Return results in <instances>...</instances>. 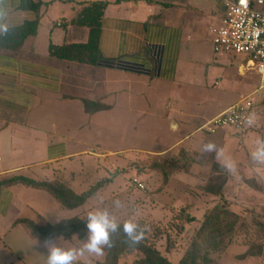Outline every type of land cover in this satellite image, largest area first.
Listing matches in <instances>:
<instances>
[{
    "label": "crops",
    "instance_id": "0c3cea01",
    "mask_svg": "<svg viewBox=\"0 0 264 264\" xmlns=\"http://www.w3.org/2000/svg\"><path fill=\"white\" fill-rule=\"evenodd\" d=\"M29 1L40 3L38 12L22 8V0H0V33L4 28L21 26L39 17L36 34L28 36L18 49H0V101H18L25 106L24 119L18 120L16 117L6 116L4 112L10 114V109L0 103V152L5 157L4 162V158L0 156V264H46L50 249L41 247L43 240L30 233L25 221L34 222L38 226L60 222V217L52 222L40 219L38 211L24 200L26 190L31 187L12 182V179L24 177L36 180L34 172L37 170L39 181L48 179L41 178L44 173L46 177L52 176L53 181L62 182L60 175L63 172H49L42 166L59 165L79 154L76 151L70 153L63 138L57 142L40 140L41 148L33 150L32 134L35 131H49L48 128H40L35 122H41L46 116L44 125L50 123L54 126L56 120L49 117L54 114L60 116L61 120L74 121L78 124L76 129L82 130L81 124L86 121L87 126H90L96 120L111 116L116 105H138L136 100H142L146 90H152L153 96L167 89L172 94L179 92L174 98H168L164 105L166 112L175 114L178 107L189 105L192 98L200 101L206 99L205 90L207 83L211 81L210 77L225 79L231 85L230 90H242L246 95L259 87V77L252 75L253 70L245 67V58L236 71L240 80L236 79L234 72L210 68L208 65L201 67V62L193 58L197 55L195 34L198 32L193 34L197 26V15L189 10L191 7L186 6V0H124L125 3L121 2L123 0ZM96 1L107 3L98 42L101 57L99 64L91 66L50 57V44L61 46L87 41L88 29L75 26L70 21L84 5ZM210 20L217 21L214 17ZM58 21H61L59 26ZM232 55L233 58L218 59L216 63L231 64L241 57ZM225 80L222 82L225 83ZM214 85L219 87L221 83L217 80ZM188 87L194 88L200 96L182 94V90ZM84 101L95 102L99 106L87 111ZM231 105L207 120L202 128ZM178 113L182 115L184 111L181 109ZM180 122H174L172 129H179ZM70 129L67 126L63 131ZM234 133L241 141L240 151H244L249 159L257 142L264 140L263 117L255 115L243 135L236 131ZM203 144L200 142L197 148L191 145L178 150L200 151ZM167 153L163 151L153 154L163 156ZM37 155L38 160L33 161L31 158ZM108 155L102 153L97 158ZM244 160L248 162V168L246 163H241L239 168L248 169L245 182L257 187L242 185L241 190L264 201V165L253 166L250 159ZM71 173L73 175L74 170ZM86 177L91 179L87 175L80 178L77 188L82 187ZM169 180H175V177ZM74 184L77 185L75 182ZM18 188H24L25 191L20 195ZM68 188L76 193L71 186ZM76 216H81L80 211L73 213L68 219ZM74 238L76 237L66 240L58 237L52 240L57 247L68 250L76 247ZM258 256L263 264L264 245Z\"/></svg>",
    "mask_w": 264,
    "mask_h": 264
},
{
    "label": "rangeland",
    "instance_id": "374dc122",
    "mask_svg": "<svg viewBox=\"0 0 264 264\" xmlns=\"http://www.w3.org/2000/svg\"><path fill=\"white\" fill-rule=\"evenodd\" d=\"M121 2L125 3L124 0ZM186 3L188 4L186 6L191 7L189 10L197 15V26L193 30L195 31L193 34L198 32L195 34L197 55L193 58L201 62L199 64L201 67L205 68L208 65L210 68L216 67L234 72L236 79L240 80L236 72L237 67L244 61L243 58L245 60L247 58L238 56L239 59L232 61L231 64L223 62V65H220L216 63L218 59L233 58V55L216 54L212 49L208 29L219 22L223 16V10L218 2L216 0H186ZM211 17L217 21H211ZM220 56L223 57L220 58ZM251 73L257 76L255 71ZM213 78L210 77L211 81L207 83L204 101L192 98L189 105L178 107L175 114L168 113L164 109L168 98H174L179 93L176 91L172 94L170 89L162 90L155 96L152 90H146L142 100L135 99L138 105L135 103L127 104V106L116 105L111 116L96 120L90 126H87L86 121L81 124L82 130L76 129L78 124L74 121L61 120L60 116L50 115V112L49 117L56 120V123L54 126L50 123L44 125L46 116L41 122H35L40 128H48L49 131H35L32 134L33 150L41 148L40 140L49 139L57 142L63 138L68 145V151L70 153L76 151L79 154L62 161L59 165L42 166L49 172H63L60 175L62 182L53 181L52 176L46 177L44 173L42 174L44 177L40 174L39 176L44 180L48 178L46 180L48 182L71 186L77 194L83 193L99 181L109 180V183L78 209L64 208L50 193L42 189H27L24 200L38 211L40 219L49 222L57 220L56 217H60V221L68 219L73 213L79 211L80 218H85L98 209H106L110 216L115 218L117 224H124L127 221L137 223L140 229L146 231L150 241L173 263H176L189 247L204 214L226 200L228 208L239 215L240 221L236 225L230 242L224 249L220 248V251L213 252L212 257H216L218 264H261L258 255L237 258L249 247L255 249L258 245L264 244V201H259L241 190L242 185L257 187L245 182L247 181L245 176H248L246 168L249 164L247 165L248 162L244 159H249L244 151H240L241 141L235 136L233 128H217L210 133L208 131L211 130V126L202 128L207 120L232 103L246 97L247 93L242 90H230L231 85L225 79L223 83L222 79ZM217 80L221 83L219 87L214 85ZM181 93L199 95L191 87L184 88ZM0 103L10 109V111L7 110L10 114L4 112L6 116L16 117L18 120L24 119L23 107L25 106L22 102L2 100ZM181 109L184 111L182 115L178 113ZM257 115H261L264 119L263 102ZM176 121H181V124L179 129L173 130L172 124ZM67 126H70V131H63ZM178 141L182 142L179 144ZM200 142L215 143L218 149L223 150V157H217L215 153L202 155L201 150H178L191 145L197 148ZM163 151L168 153L163 156L153 154ZM117 152L122 153L117 154ZM102 153L109 155L97 158ZM0 156L5 162L3 152H0ZM227 157L235 162L239 178L222 167L221 161ZM31 159L38 160V155ZM241 163L243 165L246 163V168L242 167L245 170L239 168ZM72 170H74L73 175ZM86 175L91 179L86 177L82 187L77 188L80 178ZM164 175L169 176L168 180L174 176L175 180L164 182ZM34 176L39 181L37 170ZM55 177L56 174H54ZM133 179H137L144 188L135 187L132 183ZM207 188L213 190L221 188L222 191L218 195H210L205 191ZM23 191H25L24 188H18L20 195ZM117 200L120 201L118 207L114 206ZM186 215L193 217L194 221L184 223L183 230L179 231L182 222L174 219L178 216L184 218ZM87 238L88 236L81 240L74 238L75 248L83 247ZM167 243L171 247L169 252L165 251ZM104 255L85 253L76 261L94 264L103 261ZM140 257L138 253L124 254L119 258L118 264H135ZM262 261L264 264V259Z\"/></svg>",
    "mask_w": 264,
    "mask_h": 264
},
{
    "label": "trees",
    "instance_id": "16d2710c",
    "mask_svg": "<svg viewBox=\"0 0 264 264\" xmlns=\"http://www.w3.org/2000/svg\"><path fill=\"white\" fill-rule=\"evenodd\" d=\"M40 3L34 4L29 0H22V8L38 12ZM106 2L96 1L84 5L70 21L71 24L88 29V39L85 43H73L61 46L49 45L48 53L52 58L59 60L97 66L101 60L98 48L100 29ZM39 17L34 21L26 22L21 26L7 29V33H0V49H18L28 36L36 34ZM87 111L97 108L99 105L95 102L84 101ZM169 177V176H168ZM168 177L164 175V182H168ZM12 182H20L26 186L35 189H42L50 193L64 208L75 209L84 205L89 199L109 183V180L97 182L81 194H75L65 185L58 182L36 181L24 177L12 179ZM223 184V183H222ZM222 188V185H221ZM213 190L207 188L205 191L210 195H218L222 189ZM175 221L181 220L179 231L183 230L184 223L193 222L194 218L185 216L176 217ZM240 217L228 208L226 200L222 204L215 205L211 210L204 214L202 222L199 224L189 247L184 251L176 263H173L164 255L154 243L148 238L146 231H143V239L139 244L130 245L126 242V237L122 231L123 224H118L120 230L112 234L113 246L104 248V260L94 264H118L119 258L124 254L138 253L140 258L135 264H218L216 257L212 253L224 249L230 242L239 223ZM87 217H73L58 222L55 225L38 226L34 222L25 221L30 233L40 240L62 237L70 240L73 237L84 239L88 236ZM264 245V244H263ZM262 245L255 249L249 247L243 254L237 258H246L248 256L259 255L262 251ZM221 248V249H220ZM173 249V248H172ZM171 247L167 243L165 251L169 252ZM74 264H88L80 261H74Z\"/></svg>",
    "mask_w": 264,
    "mask_h": 264
},
{
    "label": "built area",
    "instance_id": "2783aa9c",
    "mask_svg": "<svg viewBox=\"0 0 264 264\" xmlns=\"http://www.w3.org/2000/svg\"><path fill=\"white\" fill-rule=\"evenodd\" d=\"M223 10V16L209 28L213 52L229 53L247 58L245 67L255 71L259 77L257 90L231 105L221 114L210 120L204 128L231 127L237 133H243L258 114L264 103V0H216ZM61 25V21L57 22ZM135 187L143 185L133 179Z\"/></svg>",
    "mask_w": 264,
    "mask_h": 264
},
{
    "label": "clouds",
    "instance_id": "9594fccd",
    "mask_svg": "<svg viewBox=\"0 0 264 264\" xmlns=\"http://www.w3.org/2000/svg\"><path fill=\"white\" fill-rule=\"evenodd\" d=\"M2 31L7 33L6 28ZM248 123L251 124L252 121L249 120ZM213 153H215L217 157H223V150L218 149L215 143L209 142L202 145V155H211ZM249 159L253 166L264 165V140L257 142V146L255 150L250 153ZM221 165L233 176L239 178L237 166L230 157L223 158ZM114 206H120V201H115ZM86 228L88 238L86 242L83 243V247L80 248L64 250L57 247L54 240H44L41 247L50 249V251L47 252L46 264H74V261L79 257H83L85 253L103 256L104 248H111L113 246V241L111 239L112 234L120 230V226L117 224L115 218L111 217L106 209H98L90 213L87 217ZM122 231L126 237V242L130 245L139 244L143 239V231L140 229V226L132 221L125 222L122 226Z\"/></svg>",
    "mask_w": 264,
    "mask_h": 264
}]
</instances>
